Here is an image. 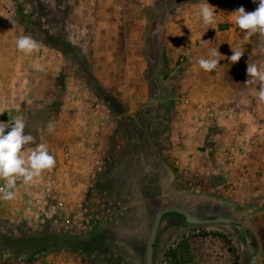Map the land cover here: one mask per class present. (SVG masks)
I'll use <instances>...</instances> for the list:
<instances>
[{"label":"rangeland","instance_id":"1","mask_svg":"<svg viewBox=\"0 0 264 264\" xmlns=\"http://www.w3.org/2000/svg\"><path fill=\"white\" fill-rule=\"evenodd\" d=\"M191 1L0 0V45L21 35L39 44L29 55L0 48L1 57L16 56L24 77L0 99L3 108L23 110L5 113L10 121L0 114V123L23 118L25 133L35 138L29 148L44 143L55 159L32 182L21 178L15 207L2 213L0 264H144L154 211L174 206L240 223L254 264H264V103L255 104L256 141L248 123L238 131L198 113L195 123L174 121L173 68L160 32L152 31ZM236 1L224 0L232 12ZM244 2L247 12L258 6ZM251 35L264 43V35ZM147 90L143 104L129 103V92L141 101ZM84 121L88 128L79 133ZM100 137L102 144L95 143ZM141 153L150 159L143 177L135 162ZM246 164L254 176H240ZM249 261L237 226H188L177 215L161 221L153 264Z\"/></svg>","mask_w":264,"mask_h":264},{"label":"crops","instance_id":"2","mask_svg":"<svg viewBox=\"0 0 264 264\" xmlns=\"http://www.w3.org/2000/svg\"><path fill=\"white\" fill-rule=\"evenodd\" d=\"M207 2L215 9L216 22L211 26L205 25L197 15L198 9ZM231 13L229 5L224 0L184 2L169 11L163 23L157 27L158 30L155 29L152 32H160L162 38L160 46L162 50H165V54L168 52V62L170 58V65L173 68L172 79L168 80L172 83L170 89L173 92H171L177 99L172 109L174 121L185 120L195 123V117L198 113L197 118L200 117L206 123L228 125L232 122L238 131L245 128L244 123H248L247 126L255 134L252 140L256 141L260 139V131L258 130L261 127V122L253 117L257 99L254 84H245L248 79L246 69L247 63H256L260 68L264 64V43L258 37L249 36L250 34L246 31L235 27ZM250 37H253V39ZM13 43L16 44L14 40L5 41L0 45V48L5 46L13 51L17 48L11 45ZM210 48H217L223 56L220 57L221 60L216 70L205 72L200 68L197 61L201 58H207L208 49ZM231 49L244 51V54L236 63H232L227 59L232 55ZM6 55L0 56V99L6 95L8 96L12 86L15 85V81L24 78L21 77L20 72H17L18 62L16 56L13 55L14 57L8 58ZM127 77V82L133 83L136 79V76L131 73ZM139 77L140 74H138V79ZM128 94L130 95V104H143L148 98L149 91H145L141 101L138 99V93L131 91ZM185 101L187 102L185 103ZM206 104H213L215 107V118L210 122L202 109ZM13 107L14 109L12 106L3 108V105L0 104V114L5 121H10V116H5V113L13 114L19 113V109L20 111L23 110V108H19L18 104ZM6 109L9 111H6ZM87 124L86 121L79 123V133L86 131ZM101 126L97 123L95 128L101 130ZM79 140V146L83 150L84 143ZM94 140L95 143L97 141L98 144H102L101 137ZM129 140L132 141L131 139H125V142L129 143ZM69 143H72V140ZM72 145L76 146L78 144ZM83 154L84 156L86 154L85 146ZM242 156L243 159H248L247 153H243ZM98 160L95 159V164L99 163ZM149 161L150 159L143 153L135 158L142 177L149 170ZM175 163L178 165L179 162L176 161ZM96 168L97 165H94V169ZM254 172L255 170L251 166L242 165L240 176H254L252 174ZM262 173H264V170ZM14 207V199L12 202L3 201L0 217L5 211L6 214H9V209ZM5 209H8V212ZM14 210H17V208Z\"/></svg>","mask_w":264,"mask_h":264},{"label":"clouds","instance_id":"3","mask_svg":"<svg viewBox=\"0 0 264 264\" xmlns=\"http://www.w3.org/2000/svg\"><path fill=\"white\" fill-rule=\"evenodd\" d=\"M258 6L254 11L247 12L243 6L232 12L235 27L249 34L259 33L264 35V0H253ZM197 15L205 25L215 24V9L207 3L198 9ZM16 47L25 55L32 54L39 48L38 42L30 35H21L16 40ZM232 50V55L227 59L236 63L244 54L242 50ZM223 56L217 48L208 49L207 58L197 62L205 72H213L219 65ZM248 79L245 84L256 83L258 88L255 96L258 102L264 103V70L256 63H247ZM251 78V79H249ZM26 123L23 118H16L11 124L0 123V200L11 201L16 197V181L23 180L25 184L33 181L44 170H50L54 164V156L46 144H37L35 148L27 147L34 142L31 134L25 133ZM49 132L54 130V125H47Z\"/></svg>","mask_w":264,"mask_h":264},{"label":"water","instance_id":"4","mask_svg":"<svg viewBox=\"0 0 264 264\" xmlns=\"http://www.w3.org/2000/svg\"><path fill=\"white\" fill-rule=\"evenodd\" d=\"M166 215H177L182 218V222L184 225L188 226H206V225H233L237 226L240 230L241 241L244 246L247 248L250 253V261L249 264H254L255 251L253 246L247 242L245 228L238 222L230 219L227 216L223 215H211L207 217H198L193 215L180 207H166L161 209H156L153 214V221L146 238L145 246H144V264H153L154 260V247L159 231V227L162 219Z\"/></svg>","mask_w":264,"mask_h":264},{"label":"built area","instance_id":"5","mask_svg":"<svg viewBox=\"0 0 264 264\" xmlns=\"http://www.w3.org/2000/svg\"><path fill=\"white\" fill-rule=\"evenodd\" d=\"M240 6H245V2L244 0H237L236 3H235V7L236 8H239ZM187 101H185L186 103ZM202 107V106H201ZM205 115H206V118L208 119V121H213L214 118H215V107L213 104H206L205 106L202 107ZM21 179H17L16 181V188L19 184ZM4 184V181L3 180H0V186H3ZM15 188V189H16ZM2 203H3V200H0V212H1V208H2Z\"/></svg>","mask_w":264,"mask_h":264},{"label":"trees","instance_id":"6","mask_svg":"<svg viewBox=\"0 0 264 264\" xmlns=\"http://www.w3.org/2000/svg\"><path fill=\"white\" fill-rule=\"evenodd\" d=\"M27 147H29V145Z\"/></svg>","mask_w":264,"mask_h":264}]
</instances>
